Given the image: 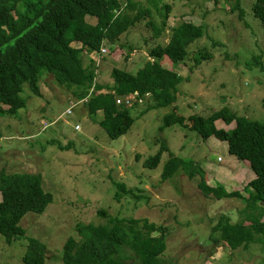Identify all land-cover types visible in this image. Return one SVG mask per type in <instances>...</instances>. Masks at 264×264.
I'll return each mask as SVG.
<instances>
[{
    "label": "rangeland",
    "instance_id": "rangeland-1",
    "mask_svg": "<svg viewBox=\"0 0 264 264\" xmlns=\"http://www.w3.org/2000/svg\"><path fill=\"white\" fill-rule=\"evenodd\" d=\"M134 1L152 9L158 22L166 14L149 0ZM157 1L160 6H170L169 29L192 22L203 25L204 31L190 46L186 65L174 66L167 60L162 63L184 78L173 107L150 109L144 104L132 109L131 129L113 140L99 124L103 113L94 120L85 103L43 72L41 96L26 87L21 95L26 106L14 116H0V173L6 170L8 174L40 176L43 189L53 196L45 212L25 215L20 222L25 236L13 245L0 234V264H25L30 238L46 247L44 264H63L65 243L70 237L80 240L79 225H111L110 219L115 218L146 219L163 227L167 243L163 260L167 263H264L260 245L234 251L216 241L220 234L211 237L213 226L223 216L232 224L245 221L242 199H208L199 188V178L190 179L182 171L167 180L162 177L170 156L192 159L206 170L210 186L224 185L227 191L246 196L244 188L255 174L248 161L229 155L226 142L215 137L205 139L189 121L165 128L162 125L174 107L188 119L228 109L237 116L264 122V31L252 11L256 0H240L243 19L235 9L238 0ZM19 10L23 12L24 7ZM87 20L97 22L95 18ZM148 21L138 23L117 43H104L107 54L93 57L97 84L111 86L114 69L137 75L150 61L149 48L164 39L150 40L153 31L145 25ZM206 54L211 58L202 61ZM82 59L83 65H91L90 58ZM217 127L232 130L235 124L217 122ZM162 148L166 151L158 167H147L145 162ZM120 184L133 192L124 193Z\"/></svg>",
    "mask_w": 264,
    "mask_h": 264
},
{
    "label": "trees",
    "instance_id": "trees-1",
    "mask_svg": "<svg viewBox=\"0 0 264 264\" xmlns=\"http://www.w3.org/2000/svg\"><path fill=\"white\" fill-rule=\"evenodd\" d=\"M149 1L155 9L166 11L161 21L153 17L152 9L134 0L125 3L121 0H0V116H14L26 106L21 96L26 87L35 96H41L39 80L43 72L53 76L60 87L72 91L74 99L85 103L94 120L98 113H103L99 124L113 140L131 129L132 109L144 104L150 109L173 107L178 102L184 78L164 68L162 63L167 60L174 66L186 65L190 46L203 36V25L183 22L169 29L167 12L170 6H160L157 0ZM20 6L24 7L23 12ZM137 9V14H132ZM235 9L243 19L240 0ZM252 11L264 31V0H256ZM88 17L95 18L96 24L89 23ZM146 18L149 21L145 25L153 31L150 40L164 39L149 48L150 61L137 75L114 69L111 86L97 84L93 57L100 54L103 43H117L123 34ZM82 57L90 58L91 65H83ZM209 58L211 56L206 54L201 60ZM118 98L129 99L131 107L118 106ZM176 110L178 108L174 107L173 112L165 115L162 128L185 125L189 121V126L205 139L215 137L226 142L229 155L248 161L255 178L244 188V196L239 191H227L224 185L210 186L201 163L170 156L163 179L182 171L190 179L199 178V188L208 199H242L245 221L232 224L230 218L223 216L213 226L211 237L220 234L216 241L227 244L234 251L247 250L252 245H260L264 250V122L237 116L228 109L208 117L195 115L189 119ZM217 122L227 126L235 124V127L225 130L218 128ZM162 149L145 162L147 167H158L166 151ZM119 188L124 193L133 192L124 184ZM0 193L3 195L0 234L13 245L25 236V229L20 225L25 215L45 212L53 196L43 189L40 176L8 174L6 170L0 173ZM100 213L105 214L104 211ZM110 220L111 225H79L80 240L77 242L70 237L65 243L62 263L171 264L163 260L167 250L163 227L146 219ZM45 258L46 247L30 238L23 262L44 264Z\"/></svg>",
    "mask_w": 264,
    "mask_h": 264
},
{
    "label": "built area",
    "instance_id": "built-area-1",
    "mask_svg": "<svg viewBox=\"0 0 264 264\" xmlns=\"http://www.w3.org/2000/svg\"><path fill=\"white\" fill-rule=\"evenodd\" d=\"M105 42H107V41H105ZM104 43H103V45L101 47L100 54H98L97 56H100V55H103L104 56V55L107 54L108 50L103 47L104 46ZM142 103H143V99L140 100V104H142ZM117 105L118 106H123L124 105V106L131 107L132 104H131L130 100L127 99V98H118L117 99ZM73 107H75V105H73ZM77 128H78V126L75 127V129H77Z\"/></svg>",
    "mask_w": 264,
    "mask_h": 264
},
{
    "label": "crops",
    "instance_id": "crops-1",
    "mask_svg": "<svg viewBox=\"0 0 264 264\" xmlns=\"http://www.w3.org/2000/svg\"><path fill=\"white\" fill-rule=\"evenodd\" d=\"M255 178V177H254ZM1 195V194H0ZM0 201H1V198H0Z\"/></svg>",
    "mask_w": 264,
    "mask_h": 264
}]
</instances>
